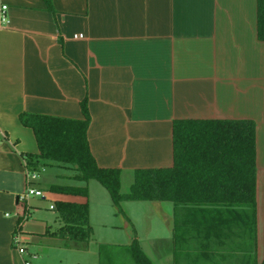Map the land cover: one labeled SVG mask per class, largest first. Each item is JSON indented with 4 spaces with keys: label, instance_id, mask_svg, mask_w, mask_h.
I'll list each match as a JSON object with an SVG mask.
<instances>
[{
    "label": "crops",
    "instance_id": "1",
    "mask_svg": "<svg viewBox=\"0 0 264 264\" xmlns=\"http://www.w3.org/2000/svg\"><path fill=\"white\" fill-rule=\"evenodd\" d=\"M2 5L9 22L0 23V264H22L31 254L33 264H133L127 248L133 240L144 253L146 240L161 245L164 264H264V40L257 36V0ZM84 98L90 151L98 166L120 169L121 182L124 176L132 182L135 169L172 165L175 119L253 120L254 213L144 205L142 215L156 214L148 229L158 232L142 236L131 212L136 201L125 202L131 210L118 221L107 193L93 192L90 181L87 196L39 186L46 166L31 182L42 195L24 196V153L38 146L19 115L82 118ZM30 197L47 201L55 220H29L30 209L40 206ZM55 201L88 204L87 242L52 234L61 225L50 207ZM14 236L26 254L18 253Z\"/></svg>",
    "mask_w": 264,
    "mask_h": 264
},
{
    "label": "trees",
    "instance_id": "2",
    "mask_svg": "<svg viewBox=\"0 0 264 264\" xmlns=\"http://www.w3.org/2000/svg\"><path fill=\"white\" fill-rule=\"evenodd\" d=\"M257 36L264 40V0H257ZM80 104L82 118L26 112L19 115L21 124L32 129L38 146L36 153H24L26 172H37L47 165L66 167L73 172L67 177L80 183L50 184L47 190L87 196L88 182L96 180L108 191L116 214H124L120 207L123 201L247 208L254 213L256 131L253 120L175 119L172 165L135 169L132 182L122 192L121 170L98 166L90 151L86 98ZM53 207L61 225L52 234L73 241L90 239L87 203L55 201ZM127 248L133 264H154L136 240Z\"/></svg>",
    "mask_w": 264,
    "mask_h": 264
},
{
    "label": "rangeland",
    "instance_id": "3",
    "mask_svg": "<svg viewBox=\"0 0 264 264\" xmlns=\"http://www.w3.org/2000/svg\"><path fill=\"white\" fill-rule=\"evenodd\" d=\"M46 171L40 173V176L38 177V185L43 187V188H47L49 186L50 183H54V184H73V180H71L70 178H68L67 176L70 175L71 173H73L70 169L66 168V167H61V166H56V165H47L46 167ZM129 178L127 176H124V178L122 179L121 182V191L125 192L129 185H130V180H128ZM91 182V189L94 192L95 189H97L98 191H103V193H107V196L109 198V201H111V198L109 196L108 191L106 190V188L104 186H102L98 181L96 180H90ZM40 198L37 197H30V202L33 204H40L39 208L36 207H32L30 209L29 212V220H33L34 218H36L37 215L43 216L45 217L47 220H50L53 222V220H55V211L52 209L48 208V202L45 200H39ZM99 199V198H98ZM126 201L121 202L120 207L122 209L123 212H125L126 210H128V208L131 210V208L125 203ZM131 207L133 208L132 212V216L135 220V222L137 223L138 227H139V232L142 236H145V234H148L149 232L152 233H157L158 231H153L155 229H148L150 226L149 225H153V223H155V221H153V217H156V214H152L151 212H149L147 215H142L143 212V208L144 205H152V207H158L159 205H164V202H157V201H136V202H132V204H130ZM104 206V205H103ZM112 207V209H114L113 205L109 206ZM110 209V208H108ZM125 214H115V219H118V221H120V219L122 220ZM117 221V220H116ZM154 226H152L153 228ZM150 230V231H149ZM143 250L145 251V253L149 256V258L152 260V262L154 264H164V256L161 255L160 253V248L161 245H155L152 241L150 240H146L143 242ZM128 257V256H127Z\"/></svg>",
    "mask_w": 264,
    "mask_h": 264
},
{
    "label": "built area",
    "instance_id": "4",
    "mask_svg": "<svg viewBox=\"0 0 264 264\" xmlns=\"http://www.w3.org/2000/svg\"><path fill=\"white\" fill-rule=\"evenodd\" d=\"M6 9H7L6 5H2L0 7V23L1 24H7L9 22L7 14H6ZM74 37L80 38L82 37V34L81 33L76 34L74 35ZM37 177H38V171L26 173V189H25L24 196H30V195L41 196L42 195V192L39 189H36L31 185V182L36 180ZM50 207L52 208L53 206L51 205ZM12 244L14 245L18 253L22 255L26 254L25 247L19 242L17 236L13 237ZM34 257H35L34 254L29 255V257H25L22 261V264H33L31 258H34Z\"/></svg>",
    "mask_w": 264,
    "mask_h": 264
}]
</instances>
